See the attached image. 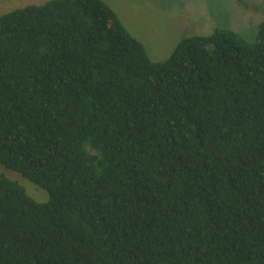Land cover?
Listing matches in <instances>:
<instances>
[{"label": "trees", "instance_id": "obj_1", "mask_svg": "<svg viewBox=\"0 0 264 264\" xmlns=\"http://www.w3.org/2000/svg\"><path fill=\"white\" fill-rule=\"evenodd\" d=\"M0 264H264V22L163 62L104 0L0 16Z\"/></svg>", "mask_w": 264, "mask_h": 264}, {"label": "rangeland", "instance_id": "obj_2", "mask_svg": "<svg viewBox=\"0 0 264 264\" xmlns=\"http://www.w3.org/2000/svg\"><path fill=\"white\" fill-rule=\"evenodd\" d=\"M52 0H0V16ZM129 33L140 41L155 62L167 60L179 43L193 36H209L228 29L254 43L264 22V0H104ZM0 173L25 188L36 202L50 200L47 191L8 171Z\"/></svg>", "mask_w": 264, "mask_h": 264}]
</instances>
